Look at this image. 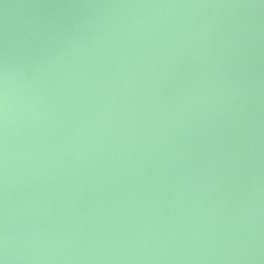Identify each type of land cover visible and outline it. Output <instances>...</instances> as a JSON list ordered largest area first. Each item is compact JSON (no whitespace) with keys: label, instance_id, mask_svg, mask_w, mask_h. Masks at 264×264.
<instances>
[{"label":"water","instance_id":"obj_1","mask_svg":"<svg viewBox=\"0 0 264 264\" xmlns=\"http://www.w3.org/2000/svg\"><path fill=\"white\" fill-rule=\"evenodd\" d=\"M0 264H264V0H0Z\"/></svg>","mask_w":264,"mask_h":264}]
</instances>
